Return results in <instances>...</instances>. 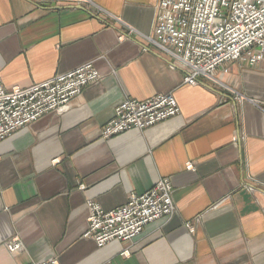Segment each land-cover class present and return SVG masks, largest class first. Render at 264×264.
<instances>
[{"label":"crops","instance_id":"1","mask_svg":"<svg viewBox=\"0 0 264 264\" xmlns=\"http://www.w3.org/2000/svg\"><path fill=\"white\" fill-rule=\"evenodd\" d=\"M159 1L0 0L6 90L87 62L100 75L65 112L0 142V264H264V55L185 84L186 69L150 40ZM166 93L176 117L100 139L121 101ZM161 178L171 217L130 242L83 237L88 202L113 210Z\"/></svg>","mask_w":264,"mask_h":264},{"label":"built area","instance_id":"2","mask_svg":"<svg viewBox=\"0 0 264 264\" xmlns=\"http://www.w3.org/2000/svg\"><path fill=\"white\" fill-rule=\"evenodd\" d=\"M150 40L186 69L184 83L190 86L229 62L256 65L264 55V0H160ZM99 80L93 62H87L28 88L6 90L0 83V142L50 112H65L83 88ZM178 114L173 93L145 101L126 98L116 106L99 137L107 140L133 129L143 131ZM186 169L192 170V164ZM172 195L169 178H161L150 190L131 194L125 205L113 210L88 202L83 237L92 239L98 248L114 241L130 242L149 224L175 213ZM6 248L16 254L22 245L13 238Z\"/></svg>","mask_w":264,"mask_h":264},{"label":"rangeland","instance_id":"3","mask_svg":"<svg viewBox=\"0 0 264 264\" xmlns=\"http://www.w3.org/2000/svg\"><path fill=\"white\" fill-rule=\"evenodd\" d=\"M239 61H242V60H239ZM244 62V61H243Z\"/></svg>","mask_w":264,"mask_h":264}]
</instances>
